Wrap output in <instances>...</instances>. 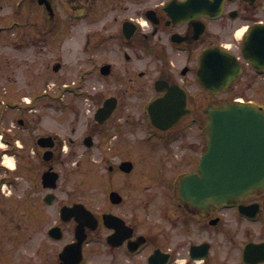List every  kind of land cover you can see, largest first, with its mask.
Instances as JSON below:
<instances>
[{"label":"flooded vegetation","instance_id":"1","mask_svg":"<svg viewBox=\"0 0 264 264\" xmlns=\"http://www.w3.org/2000/svg\"><path fill=\"white\" fill-rule=\"evenodd\" d=\"M18 4L27 16L32 4L39 12L22 22L31 25L34 53L66 49L80 77L62 88L71 96L42 95L36 86L13 95L0 81L7 92L0 103V264H264V190L204 206L179 190L206 149L207 109L264 112V67L247 59L264 51V0ZM209 48L241 66L225 89H214L215 57L201 67ZM62 61H52L54 74ZM204 71L209 87L200 82ZM108 83L116 92L106 95ZM110 97L117 105L98 122L95 113ZM158 99L165 127L151 121L148 106ZM126 132L135 141L118 144ZM131 147L141 162L120 155ZM124 160L133 163L128 173ZM137 165L143 171L129 179ZM47 169L58 173L54 188L44 185ZM74 204L75 215L61 217L62 206ZM106 213L113 216L105 220Z\"/></svg>","mask_w":264,"mask_h":264},{"label":"water","instance_id":"2","mask_svg":"<svg viewBox=\"0 0 264 264\" xmlns=\"http://www.w3.org/2000/svg\"><path fill=\"white\" fill-rule=\"evenodd\" d=\"M214 50L210 48L204 53L202 66L208 68L212 63L210 60L213 57L209 52ZM215 59L219 82L214 89L224 87L228 83L231 78L228 67L232 63L231 57L223 54H216ZM205 76L204 74L201 79L202 84L208 87V79ZM164 107L161 100L149 105L152 121L160 127H165L157 120L160 119V111ZM113 109L114 103L108 99L104 106L97 110L95 117L103 121ZM206 127L208 148L199 163L200 174H187L181 179V194L194 203L205 205L208 202L220 204L236 200L264 189V113L249 106L208 109ZM130 168V161L125 162L123 169L129 171ZM43 178L46 185L54 184L55 176L51 173H46ZM114 194L112 192V196Z\"/></svg>","mask_w":264,"mask_h":264},{"label":"rangeland","instance_id":"3","mask_svg":"<svg viewBox=\"0 0 264 264\" xmlns=\"http://www.w3.org/2000/svg\"><path fill=\"white\" fill-rule=\"evenodd\" d=\"M19 2L20 0H0V81L2 79L5 84H9V87L12 86V92L9 94L13 93V95H18L19 92H32L36 86L45 95L71 96L70 92L62 94L61 87L65 84L63 81L68 80L66 83H69L73 80H79L80 72H73L74 68L70 64V62H74L75 57L73 56L70 60V55L66 52V49L58 50V52L54 53L49 46L44 47L42 52L36 55L33 51L32 40L34 36H32L31 25L23 24L22 22H25L28 16L32 20L35 15H39V12L35 13L37 8L32 4L29 7L32 12L27 16V11L23 13L19 9ZM16 21H18V24H16ZM13 23L16 26L11 25ZM77 27L75 32L82 33V29ZM59 56L63 59L62 66L64 67L57 74H54L51 63L53 60L58 59ZM70 65L72 66L71 69ZM64 71L65 73H63ZM36 72H38V76ZM34 74L36 77H34ZM29 76L30 79L28 80ZM26 80H34V87H27L25 85ZM53 82L56 84L53 85ZM1 91L3 92V89L0 88ZM103 92L107 95L111 92H116V88H113L112 84L108 83ZM5 94L7 95V92ZM133 135V133L129 132L124 133V141L121 140L118 144L132 143L135 141ZM120 149H123V145H120ZM136 152L137 149H132L131 147L126 152H120V155H132L137 162H141L143 158H141L140 153ZM67 167V164L63 166L62 177H65ZM143 169L142 165H137L135 171L126 176L129 179H135Z\"/></svg>","mask_w":264,"mask_h":264}]
</instances>
